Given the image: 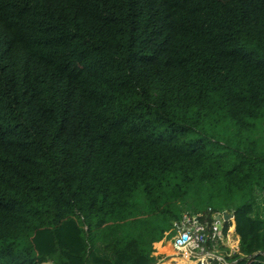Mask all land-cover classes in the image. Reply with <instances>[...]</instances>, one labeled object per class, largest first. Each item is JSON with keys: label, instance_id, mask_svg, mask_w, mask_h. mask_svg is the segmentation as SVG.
Instances as JSON below:
<instances>
[{"label": "trees", "instance_id": "16d2710c", "mask_svg": "<svg viewBox=\"0 0 264 264\" xmlns=\"http://www.w3.org/2000/svg\"><path fill=\"white\" fill-rule=\"evenodd\" d=\"M209 207L264 264V0H0V264H155Z\"/></svg>", "mask_w": 264, "mask_h": 264}, {"label": "built area", "instance_id": "2783aa9c", "mask_svg": "<svg viewBox=\"0 0 264 264\" xmlns=\"http://www.w3.org/2000/svg\"><path fill=\"white\" fill-rule=\"evenodd\" d=\"M230 212L232 216L226 218L225 211L209 207L207 212L186 211L181 219L173 221L163 240L171 248L168 257L173 264L183 258L193 264H237L232 259L241 253V237L235 213Z\"/></svg>", "mask_w": 264, "mask_h": 264}, {"label": "rangeland", "instance_id": "374dc122", "mask_svg": "<svg viewBox=\"0 0 264 264\" xmlns=\"http://www.w3.org/2000/svg\"><path fill=\"white\" fill-rule=\"evenodd\" d=\"M225 211L230 212L229 210H225ZM201 212H202V211H201ZM170 235H171V234H170ZM167 247H168V246H167ZM165 248H166V247H163L161 243H156L155 246H154V250H153V256H154V257H157V258H162V257L165 255V253H167V251L165 250ZM168 248H169V251H170L171 248H170V247H168ZM169 251H168V252H169ZM170 253H171V252H169V253H167V254H170ZM168 261H169V262H166V261H165L164 263H163V262H162V263H163V264H172V263H171V260H168ZM48 263H49V264H54L53 261H48ZM162 263H161V264H162Z\"/></svg>", "mask_w": 264, "mask_h": 264}, {"label": "crops", "instance_id": "0c3cea01", "mask_svg": "<svg viewBox=\"0 0 264 264\" xmlns=\"http://www.w3.org/2000/svg\"><path fill=\"white\" fill-rule=\"evenodd\" d=\"M163 240H164V239H163ZM163 240L160 241V242H158V243H161L163 247H166L165 250L167 251V253H169V252H170V251H169V248H168V247H169V244H165V243L163 242ZM154 246H155V245H154ZM167 246H168V247H167ZM168 251H169V252H168ZM167 253H165V255H164L162 258L154 257L153 254H152V259H153L154 261H156L155 264H161L162 262H165L166 260H170L171 257H168L169 254H167ZM171 263L173 264L172 261H171ZM42 264H49V263H48V261H47V262H44V263H42Z\"/></svg>", "mask_w": 264, "mask_h": 264}, {"label": "bare ground", "instance_id": "6f19581e", "mask_svg": "<svg viewBox=\"0 0 264 264\" xmlns=\"http://www.w3.org/2000/svg\"><path fill=\"white\" fill-rule=\"evenodd\" d=\"M241 245H242V244H241ZM187 263H189V264H193V263L190 262L188 259H185V258L180 259V263H179V264H187Z\"/></svg>", "mask_w": 264, "mask_h": 264}, {"label": "water", "instance_id": "95a60500", "mask_svg": "<svg viewBox=\"0 0 264 264\" xmlns=\"http://www.w3.org/2000/svg\"><path fill=\"white\" fill-rule=\"evenodd\" d=\"M231 216H232V213L231 212L225 211V217L226 218L231 217ZM252 257H255V255H253ZM198 264H201V263H198ZM213 264H215V263H213ZM230 264H234V263L232 262Z\"/></svg>", "mask_w": 264, "mask_h": 264}]
</instances>
